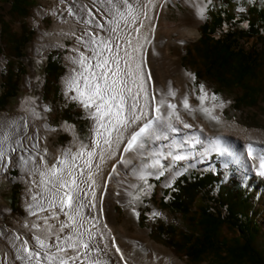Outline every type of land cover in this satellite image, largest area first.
I'll list each match as a JSON object with an SVG mask.
<instances>
[{"label":"snow or ice","instance_id":"6c2138e0","mask_svg":"<svg viewBox=\"0 0 264 264\" xmlns=\"http://www.w3.org/2000/svg\"><path fill=\"white\" fill-rule=\"evenodd\" d=\"M156 2L59 0L66 5L62 12L66 11L81 25L79 35L72 33L75 46L70 50L73 55L68 60L73 67L64 80L65 92H74L68 98L87 111L93 121V135L90 146L80 143L75 151L66 148L49 162L45 159L47 149L39 147L43 137L38 130L34 128L29 134L27 126L21 123L23 118L0 115V171L9 164L25 168L34 178L30 183L36 188L31 195L29 214L37 219L30 227L27 223L23 225L31 234L30 238L0 227V239L9 242L15 250L14 259L21 264H110L112 248L120 260L128 264L120 246L115 244V237L111 238L113 243L109 247L104 242L105 233L98 227L101 221L95 211V175L100 165L96 163L94 168V161H103L105 153L110 155L114 145L124 144V153H133L136 158L154 157L151 163L143 165V169H156L155 173L148 172L147 175L155 174L158 178L165 171L171 172L176 162L186 161L194 155L179 153L177 149L186 144L193 147L202 143L195 134L185 133L179 143L175 136H170L182 131L177 124L183 129H192L193 125L182 119L177 104L169 100L177 95L171 82L167 90L154 89L151 71L144 68L146 59L143 56L137 59L144 45H134L133 40L145 27L143 21L150 19L149 13L156 7ZM186 75L195 78L191 73ZM200 92L203 93L198 97L201 104L206 99H218L214 94L209 96L203 85H200ZM182 107L188 113L194 111L187 96L182 99ZM199 111L218 120L206 107ZM161 140L168 143L156 145L157 150L145 151L146 144ZM160 148H167V152ZM253 152L249 145L248 155L252 156ZM253 158L259 160V168L264 170V155ZM162 159L170 160V163L165 166ZM176 174L179 170L172 173L173 176ZM259 174L264 176V171ZM139 179L147 182L143 170ZM100 204L102 211V201ZM104 227L107 228V224ZM110 232L109 229V235Z\"/></svg>","mask_w":264,"mask_h":264},{"label":"rangeland","instance_id":"374dc122","mask_svg":"<svg viewBox=\"0 0 264 264\" xmlns=\"http://www.w3.org/2000/svg\"><path fill=\"white\" fill-rule=\"evenodd\" d=\"M253 1L254 0H233L235 3L234 10L237 13H243ZM257 1H260V3L264 5V0ZM206 2L207 9L204 14L205 19L199 24L200 27L204 25L206 21L210 20V12L215 7L217 0H206ZM50 4V0H34V5L29 8L28 15L20 16L10 11L11 3H0V15H2L4 20L9 24L11 31L15 34H25L29 37L28 43L23 47V57L16 59L7 54L6 47L0 36V95L4 93L3 86L10 70L17 75L16 79L18 80L17 95L8 100L7 105L0 110V114H24L30 122H34L40 118L41 103L45 102L50 108L48 117L51 128L47 129L45 131L46 133H41V135L44 134L45 144L42 146L48 150L45 158L49 162L54 159L59 148H66L70 145L72 146L74 138L79 142L88 143L92 127V120L87 111L81 107L77 101L69 99L63 92L60 84L61 79L67 72V63L65 59L69 54L68 49L61 50V48L58 47L59 41L56 40L51 42L44 41L47 48L41 54L34 53L33 51V41L36 35V28L30 22V19L32 18L35 9H48ZM179 10L182 12H188L190 9L182 2H179L176 5L170 3L167 17L175 23L180 22ZM43 23L46 28L49 29L52 25L51 16L44 17ZM26 32L30 34L27 35ZM199 32L200 35L196 41L183 45L180 50L182 68L187 74L191 73L192 76L195 77L193 82L189 83V91L191 94L195 95L193 103L198 106L197 110L194 112L199 111L201 107H206L212 112V115L218 117V120H212L203 112L200 111L198 113L201 118L211 122L213 134L221 136L222 131L226 128H232L233 125L236 124L239 129L250 132L251 137L256 142L264 143V101L260 102L259 107L242 108L241 110H237L233 107V100L238 93L237 90H218L216 85L210 80L206 79L199 82L196 79L195 71L198 66L193 64L194 57L188 55L193 54V49L201 38V29ZM66 44L69 47L71 42L66 41ZM49 58H51L50 61H55L60 68V75L56 76L57 78L55 77L56 80H54V78H49L45 71ZM46 83L49 86L47 94L44 92ZM200 85H203L205 91L210 93L209 96L214 94L218 99L214 101L206 99L203 104H201V101L198 99L199 96L203 95V93L200 92ZM220 104H223V107H219ZM67 108L73 111V119L67 118ZM65 126L72 128L73 135L69 131L65 129L63 130V127ZM170 135L174 136L173 133ZM150 145L151 144H147V146ZM197 149L202 150L201 147H198ZM13 161H15V158ZM131 161L133 163L138 162L131 153L122 155L120 159L121 164H119V166ZM151 161L152 157L150 155L144 157L145 163H150ZM169 163L170 160H167L163 164L167 166ZM172 170L173 172L179 170V174H176L170 186H165V181L171 174V172L168 171H165V174L158 178L155 174L145 175L147 182L139 180V185L132 194L133 202L131 203L132 207H138L139 215L133 213L126 215L124 207L119 203L116 205V211L118 213L117 227L127 228L129 236L141 242V249L136 250L137 255H147L153 251L171 253L183 264H197L183 255L176 254V251L170 246L167 237L159 239L152 231V229H155L157 227L156 225H159L160 223H163L166 226H175L186 232L190 231L186 219L179 214L172 213L161 207L160 199L163 197L164 192L171 188L179 177L192 170H196L200 173L207 170H212L214 172L218 171L222 174V184H226L230 179H232V181L236 180L240 187L246 188L248 192L254 193L253 202H256L257 199L261 197L260 201H257V204L262 211L257 215L256 220L264 228V178L254 173L251 167L247 168L245 165L241 166L235 163H230L228 166H225L222 155L219 152H215L209 162H203L199 166H192L190 162L179 161L176 162L175 167H173ZM156 171V169H153L152 173H155ZM129 178L135 182V179L132 177ZM150 180H158L159 185L155 186ZM25 189L26 187L21 180V170L18 166H12V164H9L5 170L0 171V218H3L10 228L15 227L14 221L21 222L26 218V211L22 205V195ZM12 192H15V194L13 195ZM152 195H154L153 199L155 202H152ZM110 197L109 190L106 188L105 194L102 197L103 218ZM14 201H17V205L13 204V206L12 202ZM146 208H149L150 212L145 218L144 211ZM154 212H158L160 215L154 216ZM44 214L46 213H42L41 215ZM36 219L37 217L33 216L32 222ZM136 224H138L140 228V233L144 234L137 235V230L135 228ZM16 232L17 234L24 236L26 239L30 238L31 235L28 231L17 230ZM147 240L151 246H149ZM258 246L260 248L264 247V236L259 239ZM14 252L15 250L9 243H3L0 240V264H18L14 259ZM199 264H213V258L211 255H205L202 263Z\"/></svg>","mask_w":264,"mask_h":264},{"label":"trees","instance_id":"16d2710c","mask_svg":"<svg viewBox=\"0 0 264 264\" xmlns=\"http://www.w3.org/2000/svg\"><path fill=\"white\" fill-rule=\"evenodd\" d=\"M0 3H11V12L27 16L34 0H0ZM234 8L233 0H217L210 20L200 27L201 38L193 54L188 56H193V64L198 66L195 76L199 82L208 79L218 90H237L233 100L237 110L256 108L264 101V5L254 0L243 13ZM0 25L7 54L22 58L29 37L13 33L2 15ZM50 60L45 71L56 80L60 68ZM16 76L10 70L4 93L0 95V110L17 95ZM48 87L46 83L45 94ZM66 114L73 119L72 110L67 108ZM150 181L159 185L158 180ZM221 181L222 174L212 170L201 173L192 170L179 177L164 192L160 205L183 216L190 231L160 223L152 229L153 234L159 239L167 237L176 254L197 264L202 263L205 255H211L213 264H264V247L258 246L264 228L256 220L262 211L257 204L261 197L253 202L254 193L240 187L238 181L230 179L226 184ZM153 198L154 195L152 202H155ZM13 204L17 205V201ZM149 212L146 208L145 218Z\"/></svg>","mask_w":264,"mask_h":264},{"label":"bare ground","instance_id":"6f19581e","mask_svg":"<svg viewBox=\"0 0 264 264\" xmlns=\"http://www.w3.org/2000/svg\"><path fill=\"white\" fill-rule=\"evenodd\" d=\"M50 1L51 4L48 9H35L32 18L30 19V22L36 28V35L33 41V51L34 53L41 54L47 48L44 41L51 42L56 40L59 41L58 47L61 48V50L68 49L69 54L66 59L64 58L67 63V72L60 81L62 90L66 94L64 80L69 74V69L73 67L68 60V57L73 55L70 50L75 46V37L72 33L79 35L81 25L77 24L72 17L68 16L66 11L62 12L66 7L65 4L59 3V0ZM179 2H182L190 10L188 12H182L179 10L180 22L175 23L167 17V14L169 11V4L172 3L176 5ZM206 9V0H157L156 7L149 13L150 19H145L143 21L145 27L142 28L139 33H136V39L133 40L134 45L137 43H142L144 45V47L140 49L139 54L134 55H137V59H139L140 56H143L146 59L144 68L151 71L152 85L154 89L158 88L162 91L167 90L169 82H171L172 89L176 91L177 95L175 98L169 97V100L172 103L177 104V110L180 112L182 119L193 125L192 129H183L182 125H176L182 129L179 134L173 133L177 142L179 143L185 133L195 134L202 141V143L195 144L193 147H189V145L186 144L184 148L177 149V152L182 154H187L189 152L194 154L185 162H190L192 166H199L203 162H209L213 153L219 152L223 157V163L225 166H228L230 163L239 164L241 166L245 165L247 168L251 167L254 173L264 178V176L259 174L261 171H264L259 168V160L253 158L259 155H264V143L256 142L251 137L250 132L239 129L236 124L233 125L232 128H226L222 131L221 136L213 134L211 122L201 118L198 114L200 111L194 112L197 110L198 106L193 103L195 95L191 94L189 91V83L193 82V79L186 75L187 73L182 68L180 50L183 45L192 43L199 38V24L205 19L204 14L206 13ZM201 12L203 14L202 17ZM46 16H51L52 18V25L49 29H47L43 23V18ZM66 41L71 42L69 47L67 46ZM74 94V92L70 91L67 92L66 95L70 97ZM184 96H187L189 104L194 109L191 113L186 112L182 107V99ZM157 99H159V96H157ZM40 110V118L34 122H30L24 114L0 115L15 119L23 118L21 123L27 126L29 134L32 133L34 128L38 130L40 136L43 137L39 142V147L41 148L43 147L42 145L45 144L44 134L41 135V133L51 127L48 117V112L50 111L49 106L45 102H42ZM64 129L73 135L71 127L65 126L63 127V130ZM92 135L93 121L90 138ZM72 143V146L70 145L66 148L71 147L73 151H75L76 147L82 142H79L74 138ZM167 143L168 141L161 140L150 146H147L146 144L145 151L148 149L157 150L156 145H165ZM83 144L90 146V140L88 143ZM249 145L254 149L252 156L248 155ZM124 146V144L114 145L110 150V155L105 153L103 161H94L93 164L94 168L96 163H99L100 165L99 170L95 175V211L97 218L101 221L98 227L105 233L104 242L108 244L109 247H112L113 242L111 238L115 237V244L120 246L128 264H183L171 253L153 251L147 255H137L136 250L141 249V242L129 236L127 228L117 227L118 213L116 211V205L118 203L121 204L125 209L126 215L131 213L137 215L138 207H132L131 203L133 202L132 194L139 185V173L143 170L144 174L147 175L148 172L153 171V169L150 168L143 169V165L149 164L144 162L143 156L138 158L135 157V159L138 160L137 163L131 161L119 166V164H121V156L128 154L122 152ZM198 147H201L202 150H198ZM66 148H59L54 158ZM41 149H45V147ZM159 150L165 153L167 152V148H160ZM131 154L133 155V153ZM14 158L15 156H13V160ZM153 158L154 157H152V159ZM165 161L167 160L162 159L161 163L163 164ZM13 163H15V161H13ZM19 168L21 170V180L26 187L22 195V205L26 211V218L21 222L13 220L15 225L14 228L8 227L5 220L0 218V227L6 228L8 231L16 234L17 230L28 231L23 227L24 224L27 223L29 227L31 226L33 216L29 214V206L31 204V195L36 191L35 185L30 183L34 178L29 176V173L25 168ZM172 173L175 172H173V170L171 171V174L165 181V185L173 182L176 175L173 176ZM129 177L135 179V182ZM106 188H108L109 196L111 197L103 218L100 201H102ZM128 193H131V195H128ZM87 212L88 210L85 209V214H87ZM61 219H64V217H61ZM105 224H107V228L104 227ZM135 228L137 230V235L144 234L140 233L138 224H136ZM109 229L111 230L110 235L108 234ZM93 231H96V229H93ZM97 238H99V236ZM0 240L3 243H9L5 239ZM148 244L151 246L149 242ZM109 257L110 264H124V262L120 260L119 254L115 253V248H112ZM17 263L21 264L19 261H17Z\"/></svg>","mask_w":264,"mask_h":264}]
</instances>
